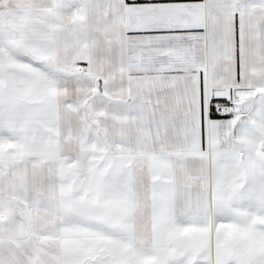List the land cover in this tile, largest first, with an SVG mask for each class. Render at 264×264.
<instances>
[{"label": "snow or ice", "instance_id": "snow-or-ice-1", "mask_svg": "<svg viewBox=\"0 0 264 264\" xmlns=\"http://www.w3.org/2000/svg\"><path fill=\"white\" fill-rule=\"evenodd\" d=\"M0 264H264V0H0Z\"/></svg>", "mask_w": 264, "mask_h": 264}]
</instances>
